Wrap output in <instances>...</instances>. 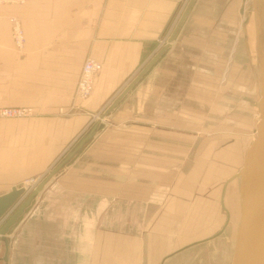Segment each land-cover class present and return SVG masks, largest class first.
<instances>
[{"label": "crops", "instance_id": "obj_1", "mask_svg": "<svg viewBox=\"0 0 264 264\" xmlns=\"http://www.w3.org/2000/svg\"><path fill=\"white\" fill-rule=\"evenodd\" d=\"M181 2H0V108L33 112L0 119V196L41 182L76 146L164 47L158 41ZM190 2L164 53L9 229L6 264H205V246L227 236L233 250L241 149L177 136L200 132L194 119L205 109L193 88H203L205 102V78L228 87L258 81L264 0H187L181 17ZM10 18L23 30L20 49ZM86 58L102 69L80 101L74 91ZM227 151L237 172L227 168ZM3 254L0 242V264Z\"/></svg>", "mask_w": 264, "mask_h": 264}, {"label": "water", "instance_id": "obj_2", "mask_svg": "<svg viewBox=\"0 0 264 264\" xmlns=\"http://www.w3.org/2000/svg\"><path fill=\"white\" fill-rule=\"evenodd\" d=\"M191 3H189L174 28L168 43L171 42L178 31ZM165 49L166 46L153 56L127 88L112 102L108 110L101 114L90 130L78 140L76 146L30 192L26 193L24 185L20 183L11 188L8 193L0 196V242L4 247L2 257L4 264L7 262L8 252L5 235L9 229L16 224L17 219L41 192L44 185L82 149L86 142L92 139L96 131L104 127L101 120L117 106L125 94L145 75L164 53ZM259 85L260 99L255 138L245 152L242 168L239 172L241 180L240 210L231 264H264V48L259 56Z\"/></svg>", "mask_w": 264, "mask_h": 264}, {"label": "rangeland", "instance_id": "obj_3", "mask_svg": "<svg viewBox=\"0 0 264 264\" xmlns=\"http://www.w3.org/2000/svg\"><path fill=\"white\" fill-rule=\"evenodd\" d=\"M263 28L264 25H261L260 34L262 38L259 40V45L257 48L258 72H259V56L264 48ZM243 79H244L243 80L244 83L245 82L249 83L246 76L245 77L243 76ZM212 81L213 80H210L209 78L208 79L205 78V102L203 103H201L200 101L201 98L198 97L197 95L198 93L199 94L201 93L203 88H197V87L193 88L195 95L194 98L196 100H199V102L196 103L197 106L203 105L205 109V117L203 119L201 118L194 119V129L195 131L199 130L200 132L194 134L193 136L178 135L177 142L181 144H189V143L195 144L202 142L227 143L230 144V146L233 145L236 146V148L238 147L241 149V157L243 163L245 152L248 146L250 145V143L252 142V140L255 138V130L258 122L259 99H260L259 73H258V81L255 83V85L252 84L241 87H228V86L218 85L217 83L212 84L211 83ZM210 83L211 85H207ZM111 104H109L106 107L104 112L108 110ZM99 118L100 115H98V119ZM105 118H103L101 122ZM98 119H96V121ZM201 127L204 128L203 131H201L202 130ZM232 152L233 151H227V154H229V156L227 157L230 158V162L228 161L230 165L227 168L231 169L232 170V171L230 170L231 172H237L240 165L237 164V160L236 162H233ZM187 154L188 152L186 150L179 149L178 151L179 161L186 159ZM180 166L181 164L179 163L178 169L180 168ZM236 184H237L236 185L237 192H235V196L231 201V207L229 209L230 217H231L230 218L231 225L234 226L235 233L239 221L240 195H241V183L239 185L238 183ZM147 188H151V186L149 187L147 186ZM232 242L233 240L231 239V237L227 236V238L221 237L218 240L214 241L212 244L208 246L206 245L205 264H231L232 251H233Z\"/></svg>", "mask_w": 264, "mask_h": 264}, {"label": "built area", "instance_id": "obj_4", "mask_svg": "<svg viewBox=\"0 0 264 264\" xmlns=\"http://www.w3.org/2000/svg\"><path fill=\"white\" fill-rule=\"evenodd\" d=\"M5 1L13 4H23L25 0H0V2ZM187 0H182L176 13L174 14L169 28L166 33L159 39L158 47H163L168 43L169 36L178 23L182 11L184 9ZM12 39L17 48H22L25 43V38L23 30L19 22L15 18H10ZM102 65L92 58H86L82 64L81 72L76 83L74 98L77 100H85L90 97L94 88V82L97 75L100 73ZM32 110L30 108H14V107H4L0 108V119H20L28 118L32 115ZM98 119V115L94 116V120ZM38 183V180H33L29 186L25 187L26 193L30 192Z\"/></svg>", "mask_w": 264, "mask_h": 264}, {"label": "bare ground", "instance_id": "obj_5", "mask_svg": "<svg viewBox=\"0 0 264 264\" xmlns=\"http://www.w3.org/2000/svg\"><path fill=\"white\" fill-rule=\"evenodd\" d=\"M259 73V72H258Z\"/></svg>", "mask_w": 264, "mask_h": 264}]
</instances>
